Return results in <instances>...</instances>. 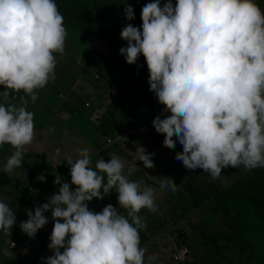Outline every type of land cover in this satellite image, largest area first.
<instances>
[{
  "label": "clouds",
  "instance_id": "1",
  "mask_svg": "<svg viewBox=\"0 0 264 264\" xmlns=\"http://www.w3.org/2000/svg\"><path fill=\"white\" fill-rule=\"evenodd\" d=\"M124 16L135 19L131 5L124 6ZM141 20L140 28L132 23L122 28L127 46L119 54L129 65L141 55L145 59L149 90L168 113L152 121L164 135L163 146L174 149L178 141L183 150L175 159L212 179L227 167L264 168V10L256 0H176L175 5L153 0L142 7ZM66 38L55 0H0V86L5 89L0 99L24 93L19 107L0 103V147L15 149L5 172L22 166L26 146L34 140V113L26 109L25 97L35 102L37 90L55 80V54H64ZM60 152L57 148L56 155ZM136 152L144 168L155 167L154 153L139 146ZM78 157H64L70 183L56 176L58 192L34 213L28 210V219L20 223L34 239L51 212L48 248L53 254L41 259L45 264H153L155 256L146 261L141 247L139 233L146 225L139 213L157 210L155 189L129 180L117 157L100 159L96 170L87 148ZM36 179L45 182L46 177ZM160 187L178 190L168 177ZM113 188L128 218L111 204L99 213L89 209V202L103 200ZM16 222V213L0 201V233L12 231Z\"/></svg>",
  "mask_w": 264,
  "mask_h": 264
},
{
  "label": "trees",
  "instance_id": "2",
  "mask_svg": "<svg viewBox=\"0 0 264 264\" xmlns=\"http://www.w3.org/2000/svg\"><path fill=\"white\" fill-rule=\"evenodd\" d=\"M55 2L64 17V25L67 29L68 35L70 34V37L78 36V38L88 40L87 43H90L89 49L91 53L96 55L98 54V57H96L98 59L102 55L96 51L95 45H93L92 41L89 42V40L94 39L103 43L106 46V55L103 56L105 63L108 62V58L111 59L114 57V60L120 64L121 70L125 68L123 75L119 76V79L126 84L127 88L128 82H131V86L135 85V94L133 95L135 101H137V99H146L147 87H143V84L137 85V80H148V78H144L149 74L145 59L141 55L136 65H129L126 63L124 56L119 54V49L121 47L127 46V42L120 38V32L127 23H132L134 26L140 28L142 25L141 9L146 3L153 2V0H55ZM163 2L164 0H162V3ZM175 2L176 0H172L173 5H175ZM126 4L131 5L134 8L135 19L132 21H127L124 16V6ZM114 38L120 44L114 45L112 47L113 44L111 40ZM89 64H91V62ZM119 64L116 65L117 69L115 72L117 71V73L119 71ZM121 64L123 66H121ZM95 68L93 69V72L95 73L94 75H96L95 77H98L102 80L100 83H98L100 86L98 85L94 88V93L97 95V98L94 99V102H96L97 105L95 107L98 108V106L104 102V98L102 96L103 94H106V97L113 100L120 95L118 91L120 88H116L113 85V80L111 78L104 77L105 75L100 77L99 72L95 71ZM79 69L84 70L82 67ZM86 79L90 80L89 78ZM94 81L97 80L95 79ZM57 83V78H55L53 84H50L49 82L45 88L37 90L38 99L35 102H32L30 97H25L28 100L26 109L34 113L35 134L38 130L48 129L52 124L53 121L51 118L52 116H55V112L53 109H51V106L57 105L58 102L62 100L59 96V93H62L67 96V102L61 106V108L66 109L67 111L66 105L71 106L68 114H71L73 117L75 116L76 119V122L70 125L71 134L74 135L77 133L78 138H81L82 135L86 136L87 141L89 142L88 143L85 141L87 145L89 144L93 149H96L91 156V161L93 164L92 168L96 170L95 165L102 158L105 160V162H107L112 157L121 156V148L119 143L113 142L112 146L108 147L106 146L104 140L106 136L113 140L124 130L123 127H121L118 131H114V129L111 128L115 123V112H118L121 115L123 114L121 104L116 102L114 104L110 103L111 106L105 107L103 114H100L99 116L100 124L92 125L89 119L96 112L95 107L92 106L90 109L91 112L88 114L86 112H81L80 108L85 107L86 109H89L91 103L86 101L85 98L82 99V97H79L78 95L74 96V91L65 86L63 82H59L60 84L64 85L62 90H59ZM71 83L68 85L70 86ZM82 83L85 84L84 80ZM145 84L150 87L149 83ZM112 87L115 88L114 94L110 93V89ZM4 90V87L0 86V92H3ZM21 96H24L23 92L13 93L9 96L7 101L0 99V103H5L6 105L13 104L19 107L21 106ZM69 96L72 99L76 97L79 106L75 103H72L73 101L69 98ZM148 99H150L149 96ZM106 113L108 115H106ZM56 120L58 121L59 126H62V119L60 118ZM107 122H109L108 127H105L104 124H107ZM124 125L125 128H132L131 120H127ZM88 130L94 134H100L104 145L99 146L98 142H96V140L91 137ZM58 137L59 135L56 136V138ZM150 138L155 140L153 136ZM158 144L159 143L153 144V147L157 149L159 154L171 152L167 147H163L162 149L164 152H162V150L158 149ZM145 146L147 147L142 146V148H144L149 154L150 147L149 145ZM180 148H182V145L178 143L173 150L178 151ZM111 149L117 151L114 152ZM1 150L3 151V155L0 156V201L7 203L12 208L13 212L19 213L21 212L22 208L25 210L27 207H33L31 204H29L31 202L30 198L23 197L19 193L21 185L25 186L27 182L25 178H22L23 176H20V167L14 169L19 171V174L16 176V173H13L14 170L11 172L13 174L9 175L10 173L4 171L5 166H2L3 164L6 165L8 158L15 152V149L12 148L11 145L5 144L0 147V152ZM164 157L171 160L170 157L168 158L165 155ZM23 159H25L27 162L28 167H31L32 174L28 175L30 180L33 179L34 173H38V175L43 174L46 177V180L45 182L41 183H43L42 185L44 188L49 189V195L51 196L58 192L59 185L53 183L56 176H60L61 173V171L57 169L58 166L49 167L47 164H45L47 161L39 154L33 155V157H31L27 153V150L24 153ZM242 167L244 169L243 175L239 176V172L236 171L237 177H234V174H231L233 180H230L228 184L223 183V181L220 179H212L209 174L205 173L202 169H199L198 173L193 171L189 173L185 172L180 177H173L174 180L178 182L182 180L184 183L181 192L176 191L174 195L170 189H162L160 187V182L153 175L149 176L148 179L147 175H145L146 169L144 170L143 167L140 166H137L136 168L133 167L132 169H136V172L130 173L129 176L131 174H135V180L137 178H141L144 184L154 188L157 206L164 204L165 207H167L165 211L167 219L165 216L158 215L159 217L149 219L150 225L145 223V219L142 217L143 214H148L149 212L146 213L147 210L142 209L139 213V216L146 225V227L141 229L139 233L141 247H145L147 250L145 256L156 257L157 253H153V251L159 250V247L157 250L156 246L150 248L151 243L149 242V239L155 234V231H157L165 232L168 235H174L171 240V246L174 245V247L166 250L170 261L174 264H191V262L194 260L193 256L199 257L200 250L202 247L204 248V246L207 248V251L210 250L209 252L212 254L218 252L219 247H221L222 250H229L232 247L239 248L240 251H242L243 248L248 247L250 250L246 254V257H244V264H257L258 262V264H264L263 260L254 255L256 254V251L259 250L258 246L264 248V168L247 170L243 165ZM181 168H179L178 171H180ZM156 169L157 167H155L154 170ZM167 170H173L174 172H177L175 167H171ZM228 170L229 169L224 168L222 169V173ZM134 178L132 180H134ZM62 181L67 182L64 180ZM34 187L35 186H26L25 191L31 192L33 191ZM114 189L115 188H113L110 194L105 197L109 198L107 199L111 205L118 208V211L121 215L128 218L127 210L119 208L117 199L118 193ZM19 195L21 196L20 199ZM19 205L22 207L19 208ZM204 210H206L205 216L201 215L200 217L195 214L202 213ZM168 221H170L173 227L170 226L169 228H166V223ZM129 222L131 223L130 218ZM209 223H211L212 227H215L213 230H209ZM236 233L237 235H235ZM238 238L248 242L246 243L247 245L240 246L236 244L239 240ZM10 240L13 239L10 238ZM48 242L46 244L47 246L41 250L40 253L37 251V253L32 256L27 252L29 258H23V263H34L35 260H40L42 257H44L46 250L48 249ZM229 242L236 243L233 246L231 245V247ZM220 243L223 245L220 246ZM4 246L8 250H11V252H15V256L19 255L18 250L22 248L19 244L12 248L9 246L8 241L6 244H4ZM161 247L162 251L166 249V246L163 244ZM180 247L186 248L182 259L172 260L171 254L177 251ZM203 254L204 252H202L201 255ZM251 255L253 256L250 257ZM157 256L160 257L161 255L157 254ZM14 262L17 263L16 261ZM199 262H201L200 264H206L203 263L202 260H199ZM10 264L13 263L11 262Z\"/></svg>",
  "mask_w": 264,
  "mask_h": 264
},
{
  "label": "rangeland",
  "instance_id": "3",
  "mask_svg": "<svg viewBox=\"0 0 264 264\" xmlns=\"http://www.w3.org/2000/svg\"><path fill=\"white\" fill-rule=\"evenodd\" d=\"M256 3L260 6L262 10H264V0H256ZM87 41L88 40H83L82 38H78V36L70 37V34L68 35L67 33L64 54L63 55L59 53L55 54L56 55L55 78H57L58 89L62 90V88L65 85L69 89H72L74 91V96L78 95L79 97H82V99L85 98L86 101L90 102L91 106L89 109H86L85 107L80 108L81 112H86L88 114L89 112H91L90 109L92 108V106L93 107L97 106L96 102H94V99L97 98V95L94 93V88L97 87L99 85L98 83L102 81L98 77H95L96 75H94L95 73L93 72V69L96 67L95 71L99 72L100 77L105 75L104 77L111 78L113 80L112 82L113 85L116 88H120L118 90L120 95L113 100L111 98L106 97L105 96L106 94L102 95L104 98V102L100 106H98V108L95 107V111L96 112L98 111V112L97 113L95 112L92 115V117L89 119L92 125L100 124L99 116L100 114L101 115L103 114V110L105 109V107L111 106L110 103L114 104L116 102L118 104H121L123 114L121 115L120 113L115 112V115H114L115 123L111 127L114 129V131L116 130L118 131L121 127H123L124 130L127 129L125 128L124 124L127 122V120H131L132 129H138V128L144 127L143 129L139 130L141 135L142 133H147V134L150 133V134H153L152 136H155L154 132L156 131L152 125L153 119L158 115H160L161 118H164V116L168 114V113H163L164 106L158 102V99L155 93L151 91L150 92L146 91L147 93L146 99H137V101H135L134 96H133L135 94V91H134L135 85L131 86V82H128V88H127L126 84L119 79L120 78L119 76L123 75L125 68L121 70L120 64L116 62V60H114V57L111 59L108 58L107 59L108 62L105 63L103 56L106 55L105 54L106 46L103 43L98 42L97 40L91 39L89 40V42L92 41V43L95 44L96 51L100 55H102L99 57V59L96 58L98 57L97 56L98 54L96 55V54L91 53L89 49L90 43H87ZM111 42L113 44L112 47L114 45L120 44L115 38L111 40ZM90 62L91 64H89ZM117 64H119L118 73L117 71L115 72V70L117 69V66H116ZM121 66L123 65L121 64ZM80 67L84 68V70H80L79 69ZM86 78H89L90 80H87ZM144 78L149 79V74L146 75V77ZM95 79L97 81H94ZM83 80L85 84L82 83ZM137 81H138L137 85L148 83V80L146 79H140ZM59 82H63L64 85L60 84ZM53 83L54 81H50V84H53ZM69 83H71L70 86L68 85ZM59 96H60V99L62 100H60L57 105L51 106V109H53L55 112V116H52L51 118L53 121L52 124L49 126L48 129H42L36 132L35 140H33V142L27 146V153L31 157H33V155L39 154L43 159L47 161V163L45 164H47L49 167L58 166L57 169L61 171L60 173L61 179L70 183L71 181L70 166H67V162L64 159V157L70 155L75 160L78 157L79 150L83 148H87L89 150L90 157H91L96 149H93L89 144L87 145V143L85 142L87 141L86 136L82 135L81 138L80 137L78 138L77 133H75L74 135L71 134L70 125L76 122L75 121L76 119H75V116L73 117L71 114L70 115L68 114L71 106L66 105L67 111L66 109L61 108V106H63L67 102L66 101L67 96L62 93H59ZM148 96L150 99H148ZM70 99L73 101L72 103H75L76 105L79 106V103L76 97L74 99L72 98ZM106 115L108 114L106 113ZM60 118L62 119V123H63V124L61 123L62 126H59L58 121L56 120ZM108 124L109 122H107V124H104L105 127H108ZM132 129L130 130L129 136L132 139H135L133 133H135L136 130L132 131ZM89 133L91 137L94 140H96V142H98L99 146L104 145L100 134H96V133L94 134L91 131H89ZM57 135H59L58 138H56ZM122 135H124V133L121 134V136ZM121 136H118L114 138L113 140H111L110 138H108V136H106L104 140H105L106 146L108 147H111L113 142H117L122 147V149L125 150L124 152H121V153L125 156L126 155L128 156L123 157L121 155L117 157L125 165L126 161L132 160V156L133 154H136V151L133 148H131V150L127 149L125 146L127 135H125L126 140ZM138 137H141V136L139 135ZM178 143L179 142L177 141V144ZM158 146H159L158 149L164 152L162 148L165 146H163V144H158ZM57 148L61 150L59 156L56 155ZM112 151L116 152L117 150L116 151L112 150ZM2 155H3V151L1 150L0 156ZM135 157L133 159H136ZM153 161H154L155 167H157L156 170H154L155 167L151 169H146L143 166H141L143 167L144 170L146 169L145 175H147L148 179H149V176L153 175L160 182L161 180L164 179V177L173 179V177L175 178L178 176L180 177L185 173L184 171L185 169L179 167V165H183L181 161H177L176 159L175 160L166 159L163 153H160V154L157 153V157ZM132 165H135V164H132ZM2 166H5V165L3 164ZM90 166L93 167L92 161H91ZM171 167H179L181 169L180 171H178L179 170L178 169L177 172H174L173 170L168 171L167 169H170ZM20 168H21L20 176L21 177L23 176L22 178L23 179L25 178L27 183L25 186L21 185L19 189V193L23 197H29L31 201L29 204H31V206L33 207H29V208L27 207L25 210H23L22 208L21 212L19 213L15 212L17 222L13 226L12 231L8 233H0V264H10L11 262L14 264L15 263L14 261L17 262L15 264H24L23 258L25 259L29 258L27 252L32 256L35 255L37 251L40 253V251L43 250L47 246L46 244L48 241H49L48 242V245H49L50 243L49 237L52 233L53 226H54V221L52 219L51 212L49 211L45 213V216L49 220L48 224L45 225L42 229L38 230L34 239L29 238L27 234H25L22 231L20 227V223L28 219L27 211L32 210L34 213L35 206L42 205L43 203L47 202L48 198L51 196L48 193L49 189L44 188V186L42 185L43 183H41L40 181L36 179L38 176H40L38 175V173H34L33 179L31 180L29 179L28 175L32 174V170H31V167H28V164L25 161V159H23L22 166ZM129 168H130V164H128L127 166L125 165L124 167V174L128 177L129 180L141 182L142 187L143 186L149 187V185L144 184L141 178H137L135 180L134 178L135 174L134 175L131 174L129 176L130 174L128 171ZM225 169H229V170L222 173L220 177L217 178L223 181V183L225 184H228L230 180H233V177L231 174H234V177H237L236 171L239 172V176L243 175V172H244L242 165L237 169L232 168V167H227ZM30 170H31V173H30ZM198 170L199 169L192 170V171L195 173L196 172L198 173ZM13 173H16L15 175L17 176L19 174V171L14 170ZM13 173H10L9 175H12ZM133 178L134 180H132ZM173 181L175 184L179 183V186H180L181 182H178L174 179ZM105 182H106V177H105ZM26 186H29V187L35 186V187L33 188V191L26 192L25 191ZM72 188L74 189L75 186L73 185ZM101 191L103 190L101 189ZM20 195H19V199L21 197ZM107 198L105 197L103 200H97L94 198L91 202H89V205H88L89 209L94 212L99 213L100 211H102V209L105 206L110 204L108 200L109 198L108 199ZM20 207L22 206L19 205V208ZM166 208L167 207H165L164 204H161V206H157V210L155 212L149 211L148 209H144V210H147L146 213L149 212L148 214L142 215L143 219H145L144 220L145 223L150 225L149 219L159 217V216H165L167 219V216L165 214ZM205 211L206 210H204L202 213H195V214L200 217L201 215L205 216ZM170 226L173 227L170 221H168L166 223V228H169ZM208 228L209 230L211 229L213 230L215 227H212L211 223H209ZM235 235H237V233ZM173 237L174 235H168L165 232H157V231H155V234L152 237H150L149 239V242L151 243L150 248H152L153 246H156V250H157V248L159 247V250L153 251V253L155 252L161 255L160 257H158L156 254V257H155L156 259L153 261V264H174L170 261L169 255L167 254V251H166V250H169V248L174 247V245L171 246V240ZM10 238H12L14 241L13 245L9 243ZM238 239L240 241L238 240L237 243L235 242L236 244L240 246L247 245L246 243L248 242L243 241V239L241 238H238ZM7 241L10 247H15L19 244L23 248V250L22 248L18 250L19 255L15 256L14 255L15 252H11V250H8L4 246V244H6ZM235 243L229 242V245L233 246ZM162 244L166 246V249L163 251L161 247ZM222 245L223 244L220 243V246ZM258 248L259 250H257L256 254L254 255L264 261V248H261L260 246H258ZM249 250L250 249L248 247L243 248L242 251H240L239 248L232 247L229 250H222V248L219 247V251L216 252L215 254L214 253L212 254L211 252H209L210 250L207 251V248L204 246V248L202 247V249L200 250L199 257L193 256L194 260L193 262H191V264H200L201 262H199V260H202L203 263H206V264H244L245 263L244 257H246V254L249 252ZM202 252H204L203 255H201ZM52 254H53L52 251L48 248L43 258H47L48 256H51ZM252 256L253 255H251L250 257ZM145 260L147 261V256H145ZM25 264H45V261L42 259L40 260L38 259V260H35L34 263H25Z\"/></svg>",
  "mask_w": 264,
  "mask_h": 264
},
{
  "label": "crops",
  "instance_id": "4",
  "mask_svg": "<svg viewBox=\"0 0 264 264\" xmlns=\"http://www.w3.org/2000/svg\"><path fill=\"white\" fill-rule=\"evenodd\" d=\"M93 45H95V44H93ZM143 87H147V91H149V89L148 88H150L147 84H143ZM121 125V124H120ZM144 127H141V128H138V129H132V128H127L125 131L123 130L122 131V133L121 134H123L124 133V135H122L121 137H123L125 140H126V138H125V135H127V140L125 141V146H126V148L127 149H129V150H131V148H133L135 151H137V146H139V147H142V146H144V147H147V146H145V145H149V154H153L154 153V156H153V159L154 158H156L157 157V149L156 148H154L153 147V144H155V143H159V144H163V140H164V135L163 134H158L157 132H154V134H155V136H153L154 138H155V140L157 141H155V140H152V138H150L153 134H147V133H142V135H141V133L139 132V130L140 129H143ZM132 129V131L133 130H136L135 131V133H133L134 134V137H135V139H132L130 136H129V133H130V130ZM120 134V135H121ZM119 135V136H120ZM141 136V137H138V136ZM118 137V136H117ZM143 139H144V141H143ZM120 148H121V152H124L125 150H123L122 149V147L120 146ZM132 149V150H133ZM170 149V148H169ZM183 149L182 148H180V149H178V151H176V150H173V149H170V153H165L164 155L165 156H167L168 158L170 157L171 158V160H175V155H176V153L177 152H181ZM120 152V153H121ZM121 155L123 156V157H126V156H128V155H123L122 153H121ZM136 156V157H135ZM136 158V159H133V158ZM130 160V159H129ZM135 164V165H132V164ZM128 164H130V168H136L137 166H143V162L142 161H139L138 160V153L136 152V154H133V156H132V160H130V161H126V163H125V165L127 166ZM144 167V166H143ZM179 167H183V169H185V172H188V171H190V172H192V170H189V169H186L183 165H179ZM179 167H175L177 170L179 169ZM136 172V169L134 170L133 169V171L131 172V173H135ZM189 173V172H188ZM133 175V174H132ZM181 183H180V186H179V183L178 184H176V185H178V190L177 191H180L181 192V189H182V187L184 186V183H183V181L181 180L180 181ZM172 192V191H171ZM173 193V192H172ZM174 194V193H173Z\"/></svg>",
  "mask_w": 264,
  "mask_h": 264
},
{
  "label": "built area",
  "instance_id": "5",
  "mask_svg": "<svg viewBox=\"0 0 264 264\" xmlns=\"http://www.w3.org/2000/svg\"><path fill=\"white\" fill-rule=\"evenodd\" d=\"M115 92V88H111L110 89V93L114 94ZM11 244L13 245V242H11ZM186 248L185 247H180L177 251H175L173 254H171V258L172 260H181L183 257V253L185 252Z\"/></svg>",
  "mask_w": 264,
  "mask_h": 264
}]
</instances>
